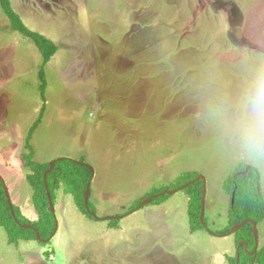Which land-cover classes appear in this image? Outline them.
<instances>
[{
  "label": "rangeland",
  "instance_id": "rangeland-1",
  "mask_svg": "<svg viewBox=\"0 0 264 264\" xmlns=\"http://www.w3.org/2000/svg\"><path fill=\"white\" fill-rule=\"evenodd\" d=\"M10 1L59 50L45 67L43 101V55L12 29L0 1V170L28 173L25 141L45 103L32 146L46 162L95 168L90 202L107 219L75 206L79 217L102 224L66 231L74 239L70 264H230L235 236L216 234L229 224L223 183L242 164L264 167V156L244 152L233 133L249 82L264 70V0ZM186 172L205 177L206 230L191 233L183 190L128 213ZM33 205L22 210L31 220ZM125 213L118 230L107 229L108 218ZM258 227L264 231V221ZM257 242L264 244L259 232ZM66 247L52 246L48 256L65 264Z\"/></svg>",
  "mask_w": 264,
  "mask_h": 264
},
{
  "label": "trees",
  "instance_id": "trees-1",
  "mask_svg": "<svg viewBox=\"0 0 264 264\" xmlns=\"http://www.w3.org/2000/svg\"><path fill=\"white\" fill-rule=\"evenodd\" d=\"M0 1L7 17L10 19L12 29L31 38L43 55L39 77L41 80V96L43 101H45L48 87L45 67L56 55L59 48L44 35L30 30L24 24L21 17L13 10L10 0ZM45 110L46 105L44 103L40 115L31 126L25 141V147L28 151V154L24 156L25 166L31 172L27 180L34 191L33 204L38 213L37 220L31 221L25 219L14 205V210L20 223L23 225L29 224L36 228L41 236V240H37V232L35 230L22 228L14 221L5 191L6 184L0 176V226L6 230L10 244L18 245L20 241H38L43 246L51 244L50 242L57 231V219L50 210L48 190L50 191L53 203L56 204L57 192L63 187L64 192L73 197L77 208L88 218L95 219L88 212L84 202V193L94 176L93 171L83 165L84 160L75 162L72 159H63L58 161L55 168L47 176L48 190L46 188L44 174L50 169V164H41L35 161V148L31 144L32 137L43 120ZM199 176L200 174L197 172L181 173L168 188L153 189L147 196L135 201L128 213L139 209L141 203L147 198L161 194L166 190L178 191L181 187L194 181ZM223 187L231 197L229 224L225 230L216 234L226 236L230 234L234 226L241 225L245 220L249 219V222L245 223L234 234L239 250L236 257L228 258L229 263L237 264V259H239V264H264V246L257 247L258 243L254 235V225L252 224L253 221L257 222L258 225L264 221V196L261 188V173L259 169L252 165L242 164L225 180ZM183 191L189 198L188 219L191 233L206 230V218L202 221V201L205 197L204 182L201 180ZM171 196L156 197L152 201V204H162L170 199ZM89 207L93 213H96L91 202H89ZM128 213L117 216L114 219H108L109 227L119 229L122 217ZM241 243H246L247 247L245 244L240 246Z\"/></svg>",
  "mask_w": 264,
  "mask_h": 264
},
{
  "label": "crops",
  "instance_id": "crops-1",
  "mask_svg": "<svg viewBox=\"0 0 264 264\" xmlns=\"http://www.w3.org/2000/svg\"><path fill=\"white\" fill-rule=\"evenodd\" d=\"M128 131H130L132 133V131L130 129H128ZM34 148H35V153H36V155H35V161L36 162L41 163V164H47V163L51 162V161L46 162V160H44V156H42V157L40 156V153L38 152L36 145L34 146ZM22 160H23V156H22ZM23 164H25V162H23ZM261 165L258 164V166H256V167H259L260 171H261V179H262L261 181H262V187H263L262 191L264 192V180H263L264 167L262 169ZM25 169L28 170L27 168H25ZM144 170H146V169H144ZM16 173H17V168L0 170V176L2 177L4 182L7 183L9 191L11 192L12 199H13L12 200L13 205H15L17 207L20 214L25 219L31 220L25 213L22 212V210L29 209V208H27V206L29 205V200L33 203L34 191H32V187H31V185H28L29 182L27 181V177L29 174H31V172L28 170V173H25V177H23V178H22L21 174H19V173L16 174ZM14 174H16V175H14ZM9 178H10V180H8ZM93 179H94V177H93ZM92 183H93V181H92ZM24 186H27V189H25ZM149 190L150 189H148V191ZM60 192L63 195H65V196H62L61 198L64 201L68 202V204L65 205L66 211L64 213L63 212L60 213L61 210L57 206L58 205L57 204L58 196H60L59 195ZM27 197H30V199ZM15 198H17L19 200L18 204L14 201ZM142 198L143 197H141L140 199H142ZM24 199L26 200V202L24 201ZM140 199H136L135 201L140 200ZM70 201H73V202L69 203ZM72 203H74V204H72ZM75 206H76V204L74 202L73 197L69 194H66L64 192L63 187H61L57 192L56 204H55L56 212H58V215L56 214V216H57L56 218L58 220L57 221V223H58L57 233H56V236L52 240V245L47 246V247L41 245L37 241H20V243L18 245L10 244L6 230L0 226V264H56V263L61 264V263L57 262L55 255L52 256V258L48 256V251L52 250L51 249L52 246H55V248H56V246L58 244L67 246L63 250V252H65L67 254V256L65 258V261H66L65 264H70V259H71L72 254H70L69 252L72 251L74 253V247H73V240L74 239L68 240V239L64 238V237H66V231H69L70 234L73 235L74 231L72 232V228H75V227L78 228L81 224H84L86 227L91 226L95 229L100 230L101 224H102L101 222L100 223L90 222L85 218L86 216L83 217V215H81V214H79L81 216V217H79L78 214H75L76 213ZM32 208L33 209H31L32 210L31 212L35 214L34 205L32 206ZM76 208H77V206H76ZM28 214H30V213H28ZM138 214H139V212H137V214L134 215L135 219L138 217ZM101 219H106V218H101ZM35 220H37V218L33 219L31 221H35ZM125 220H126V223H129L131 225H135V221H133L134 219H131V220L125 219ZM64 221L66 222V224ZM97 221H99V220H97ZM106 227H107V229L112 230V231L118 230V229L110 228L109 227V221H108ZM120 227H121V222L119 224V228ZM258 232H259V239H260V236L264 235V231L259 230V227H258ZM263 246H264V244H263ZM71 247H73V248H71ZM79 261H80V263H82L81 259Z\"/></svg>",
  "mask_w": 264,
  "mask_h": 264
},
{
  "label": "clouds",
  "instance_id": "clouds-1",
  "mask_svg": "<svg viewBox=\"0 0 264 264\" xmlns=\"http://www.w3.org/2000/svg\"><path fill=\"white\" fill-rule=\"evenodd\" d=\"M233 133L244 152L264 156V70L256 72L249 82Z\"/></svg>",
  "mask_w": 264,
  "mask_h": 264
},
{
  "label": "water",
  "instance_id": "water-1",
  "mask_svg": "<svg viewBox=\"0 0 264 264\" xmlns=\"http://www.w3.org/2000/svg\"><path fill=\"white\" fill-rule=\"evenodd\" d=\"M59 160H62V159H58V160H53L51 161L49 164H50V169L44 174V181H45V184H46V188L48 190V184H47V176L48 174L55 168L56 166V163L59 161ZM84 166L86 167H89L93 173H95L94 169L92 168V166H90L89 164H83ZM245 173V172H244ZM95 175V174H94ZM203 181L204 182V189L206 190V180H205V177L203 176H199L197 179H195L194 181H191L190 183L184 185L183 187H181L178 191H182V190H185L187 187L199 182V181ZM91 187H92V181L88 184L87 186V189L84 193V202H85V206L88 210V212L90 214H92L94 216V218L96 220H101V218H99L95 213H93V211L90 209L89 207V202H90V195H91ZM5 191H6V194H7V197H8V201H9V205H10V209H11V213H12V216L14 218V221L19 225L21 226L22 228H25V229H31V230H35L37 232V240H41V236L39 234V232L36 230V228H34L33 226L29 225V224H21L16 213H15V210H14V205H13V202L11 200V196H10V193H9V189L7 187V185H5ZM48 193V201H49V204H50V210H51V213L56 217V209H55V204L53 203L52 201V198H51V194H50V191L48 190L47 191ZM176 193L175 190H168V191H164L163 193L161 194H157V195H153L149 198H147L146 200H144L140 207L142 206H147L149 205L150 203H152V201L156 198V197H161V196H164V195H174ZM202 205H203V210H202V221L204 220V215H205V198L203 199L202 201ZM114 218H117V217H110L108 219H114ZM249 222V219L245 220L243 222V224L241 225H237V226H234L232 229H231V232L229 235H233L235 234L245 223ZM252 224L254 225V235H255V238L257 239L258 237V224L257 222L253 221ZM57 227H58V223H57ZM258 243V242H257ZM245 244V246L247 247V244L246 243H241V245ZM258 246V244H257ZM237 264H239V259H237Z\"/></svg>",
  "mask_w": 264,
  "mask_h": 264
}]
</instances>
